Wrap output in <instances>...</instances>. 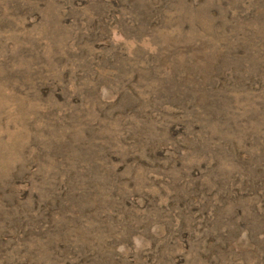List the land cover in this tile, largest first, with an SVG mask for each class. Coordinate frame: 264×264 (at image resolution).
I'll return each instance as SVG.
<instances>
[{
	"label": "rangeland",
	"instance_id": "rangeland-1",
	"mask_svg": "<svg viewBox=\"0 0 264 264\" xmlns=\"http://www.w3.org/2000/svg\"><path fill=\"white\" fill-rule=\"evenodd\" d=\"M0 264H264V0H0Z\"/></svg>",
	"mask_w": 264,
	"mask_h": 264
}]
</instances>
